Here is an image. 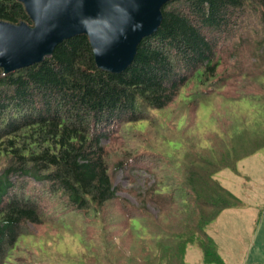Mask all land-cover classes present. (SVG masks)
Returning a JSON list of instances; mask_svg holds the SVG:
<instances>
[{
  "label": "trees",
  "instance_id": "1",
  "mask_svg": "<svg viewBox=\"0 0 264 264\" xmlns=\"http://www.w3.org/2000/svg\"><path fill=\"white\" fill-rule=\"evenodd\" d=\"M162 12L160 28L142 41L122 74L97 67L85 35L64 41L42 63L8 75L0 68V165L8 164L0 175V264H53L45 247L62 236L48 232L51 226L85 240V264H122L121 258L128 264H189L192 245L204 264H225L208 228L243 203L216 175L237 171L264 149V96L223 93L220 50L229 40L234 45L236 31L253 20L264 26V0H175ZM0 21L33 26L20 0H0ZM260 41L264 48L258 35L254 43ZM203 99L226 103L233 124L217 132L213 146L209 141L201 148L193 145L197 131L187 120ZM120 138L161 180L138 196V209H126L120 238H131L129 256L104 235L90 244L93 221H82L116 199L105 142ZM127 168L120 164L117 171ZM13 175L34 176L49 188L30 194L28 182H12ZM51 201L52 217L44 207ZM149 204L165 213L161 219Z\"/></svg>",
  "mask_w": 264,
  "mask_h": 264
},
{
  "label": "rangeland",
  "instance_id": "2",
  "mask_svg": "<svg viewBox=\"0 0 264 264\" xmlns=\"http://www.w3.org/2000/svg\"><path fill=\"white\" fill-rule=\"evenodd\" d=\"M254 16H256L255 13ZM258 21L259 19L253 20L254 23L251 25H244L241 27L242 29H238L236 31L237 37L234 39L235 44L232 45V40H229L230 43H227L220 50L222 66H220L218 74L222 78L226 75V79H223L225 86L222 91L230 98L243 94L245 96H264V48L261 46V41L254 43V39L260 35L264 46V26H261ZM203 89L207 92L210 88L204 87ZM199 97L196 96V102ZM208 102L203 99L197 114L192 111L187 120L188 128L195 126L197 131L196 137L192 139L193 145L200 142L201 148L208 146L209 141L210 146H213V143H216L213 140L219 135L218 133H226L233 124L231 117L227 114L228 105L226 103L222 104L223 101L217 100L215 103ZM213 107L222 114L213 113ZM213 116L217 118L215 122H213ZM177 117L178 113L175 111L173 120ZM195 122L196 125H194ZM141 139L143 146L146 147L144 144L146 142L144 141L145 135ZM105 144L107 145L108 162L117 196L116 199L100 208L96 217L100 218L102 223L96 217H86L82 221H93L88 236L90 244L93 243L91 239L99 242L104 235L106 239L120 244L122 255L129 256L128 248L131 238L128 235L120 238L121 233L126 231L125 227L128 224L126 209H138L141 206L138 196L156 184V180L158 182L161 180L154 178L151 171L145 169V165H139L141 160L134 158L136 154L123 138L117 139L115 142L108 141ZM120 164L127 165V171H117ZM7 165H0V175L3 174ZM216 178L243 203L241 208L225 210L208 228V233L216 242L221 258L225 264H264V149L241 161L237 171L226 169L218 173ZM17 180L28 182L27 190L30 194L31 191L41 194L49 188L43 182L37 181L34 176H11L12 182ZM44 207L51 217L54 216V203L52 201L49 204L45 203ZM147 208L155 217L160 216V219L165 214L160 213V210L154 205L149 204ZM57 216L59 217L60 214ZM108 219L113 223L106 221ZM27 227L30 231L37 233L34 226L28 225ZM57 227L51 226L48 231L62 236L58 243L55 242V244H49L45 247L49 253L50 262L52 261L53 264L88 263L90 261L86 256L88 246L82 247L85 240L80 239L79 236L72 237L71 232L60 231ZM115 235L117 237H112ZM118 257L120 259L121 255ZM121 260L122 264H128L123 258ZM186 262L204 264L203 254L198 246L189 247Z\"/></svg>",
  "mask_w": 264,
  "mask_h": 264
},
{
  "label": "water",
  "instance_id": "3",
  "mask_svg": "<svg viewBox=\"0 0 264 264\" xmlns=\"http://www.w3.org/2000/svg\"><path fill=\"white\" fill-rule=\"evenodd\" d=\"M172 1L20 0L33 26L0 21V68L8 75L42 63L64 41L85 35L97 67L122 74L142 41L158 31L162 9Z\"/></svg>",
  "mask_w": 264,
  "mask_h": 264
}]
</instances>
